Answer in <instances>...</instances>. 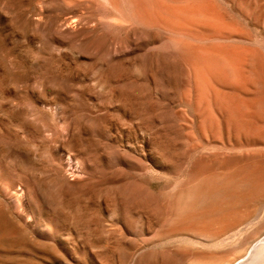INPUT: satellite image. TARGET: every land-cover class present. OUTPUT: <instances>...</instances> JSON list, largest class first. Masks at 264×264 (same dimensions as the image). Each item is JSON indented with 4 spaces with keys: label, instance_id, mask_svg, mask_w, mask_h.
<instances>
[{
    "label": "rangeland",
    "instance_id": "rangeland-1",
    "mask_svg": "<svg viewBox=\"0 0 264 264\" xmlns=\"http://www.w3.org/2000/svg\"><path fill=\"white\" fill-rule=\"evenodd\" d=\"M181 192L229 231L172 233ZM263 231L264 0H0V264H239Z\"/></svg>",
    "mask_w": 264,
    "mask_h": 264
},
{
    "label": "bare ground",
    "instance_id": "bare-ground-1",
    "mask_svg": "<svg viewBox=\"0 0 264 264\" xmlns=\"http://www.w3.org/2000/svg\"><path fill=\"white\" fill-rule=\"evenodd\" d=\"M242 159V158H241ZM256 163V162H255ZM255 163H253L252 165H255ZM251 165V164H250ZM222 166V165H221ZM224 168H226V167H224ZM240 168V167H239ZM220 170V169H219ZM219 170H218V172H219ZM227 170V169H226ZM224 171V172H223ZM218 172H216L217 174H220L221 173V176L224 174V173H226L225 172V170H223V169H221V171L218 173ZM223 173V174H222ZM248 173V172H247ZM217 174H215L214 173V175H217ZM227 174H229V176H232V175H230V174H232V173H230L229 171L227 172ZM225 175V174H224ZM219 176L220 175H218V178H219ZM216 177V176H215ZM222 177H224V176H222ZM217 178V177H216ZM225 178V177H224ZM195 179V178H194ZM213 179H215V178H213ZM216 180V179H215ZM192 181H194V180H192ZM225 181V180H224ZM197 183V182H196ZM213 183V182H212ZM200 184V183H199ZM194 185V184H193ZM192 186V185H191ZM196 187L198 186V184L197 185H195ZM197 188H201V187H197ZM182 189V188H181ZM191 189V188H190ZM194 189H195V187H194ZM203 189V188H202ZM210 190L211 191V189H210V187L209 188H207V190ZM192 190V189H191ZM198 190V189H197ZM204 190H206L205 188H204ZM213 190V189H212ZM200 191V190H199ZM199 191H197V192H199ZM201 192H203V191H201ZM186 193V192H185ZM210 193V192H209ZM188 194V193H187ZM187 194H184L183 192H181L180 193V195H179V197H178V199H177V201L175 202V206H176V220L178 221V227H177V229H174V227H172L171 228V230L170 231H174L175 232V230L178 232H187V233H191L192 235H195V236H198V237H203V238H205V239H207V240H216V239H218L222 234H224V232L226 231L227 232V230L229 231V228H228V226H226V227H220V228H213V227H209V226H206V225H203V224H200L201 222H205V221H200L199 219H197V217H198V213L196 212L195 213V205H194V207H193V205L191 204V207L189 206V201H187L188 200V198H186L185 199V195H187ZM203 195H204V193H203ZM191 197H192V194L190 195ZM197 194H193V198H194V202H196L197 201V204H198V200H197ZM205 196V195H204ZM187 197V196H186ZM188 197H189V195H188ZM199 197V196H198ZM173 198H175V197H173ZM189 199H191V198H189ZM201 199V198H200ZM199 199V200H200ZM191 201V200H190ZM170 203V202H169ZM257 205H259V204H257ZM199 206H200V204H199ZM201 207H203V206H201ZM197 208V210H198V206L196 207ZM171 209V208H170ZM201 209V208H200ZM204 209V208H203ZM259 209V208H258ZM202 210V209H201ZM256 211H257V209H256ZM256 211H255V213H256ZM172 212H173V210H172ZM171 212V213H172ZM198 212H199V210H198ZM202 213V212H201ZM251 213H253V212H250V213H246L245 215L248 217V215L250 214V217H251ZM171 215V214H170ZM243 215H244V213H243ZM243 215H241V217L243 216ZM253 215V214H252ZM255 215V214H254ZM245 216V217H246ZM249 218V217H248ZM248 218H246L247 220H249ZM171 219V218H170ZM246 219L243 217V218H236V220H234V221H232V223L233 224H240L241 222L243 223V220H245L246 221ZM177 221H176V223H177ZM210 221V220H209ZM174 222V221H173ZM175 224V223H174ZM237 230V229H236ZM263 230V229H262ZM261 230V231H262ZM169 231V230H168ZM172 231V233H174ZM179 232H178V234H179ZM260 232V231H259ZM264 232V231H263ZM261 233V232H260ZM259 233V234H260ZM232 234V233H231ZM188 235V234H187ZM261 235V234H260ZM227 236V235H226ZM246 237V236H245ZM259 237V236H258ZM223 238V237H222ZM250 239V238H249ZM256 239V238H255ZM255 239H254V241H255ZM248 240V239H247ZM253 240V239H252ZM217 241V240H216ZM249 242H251V241H249ZM244 244H247V243H244ZM248 245V244H247ZM246 245V246H247ZM250 245V244H249ZM253 245V244H252ZM240 259V258H239ZM242 259V258H241ZM239 264H264V238L263 239H261L260 241H258L255 245H254V247H252V250H251V252H250V254H249V256L247 257V258H245V259H243L241 262H239Z\"/></svg>",
    "mask_w": 264,
    "mask_h": 264
}]
</instances>
